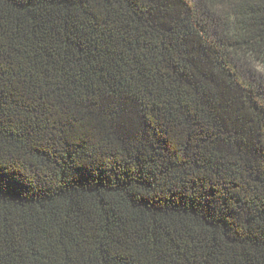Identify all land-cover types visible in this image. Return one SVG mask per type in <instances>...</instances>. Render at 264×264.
Wrapping results in <instances>:
<instances>
[{"label":"trees","instance_id":"1","mask_svg":"<svg viewBox=\"0 0 264 264\" xmlns=\"http://www.w3.org/2000/svg\"><path fill=\"white\" fill-rule=\"evenodd\" d=\"M0 264H264V0H0Z\"/></svg>","mask_w":264,"mask_h":264}]
</instances>
